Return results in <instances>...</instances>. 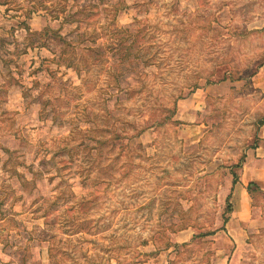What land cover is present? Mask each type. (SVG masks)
Here are the masks:
<instances>
[{
	"label": "rangeland",
	"instance_id": "1",
	"mask_svg": "<svg viewBox=\"0 0 264 264\" xmlns=\"http://www.w3.org/2000/svg\"><path fill=\"white\" fill-rule=\"evenodd\" d=\"M261 121L264 0H0V264H264Z\"/></svg>",
	"mask_w": 264,
	"mask_h": 264
},
{
	"label": "crops",
	"instance_id": "2",
	"mask_svg": "<svg viewBox=\"0 0 264 264\" xmlns=\"http://www.w3.org/2000/svg\"><path fill=\"white\" fill-rule=\"evenodd\" d=\"M259 137L264 142V123L259 126ZM264 144H259L256 148L250 149L247 153L246 161L243 165V175L241 173L240 180L238 182L241 187L240 193L235 197H249L246 185L248 182L264 180ZM235 190L238 189L235 184Z\"/></svg>",
	"mask_w": 264,
	"mask_h": 264
},
{
	"label": "trees",
	"instance_id": "3",
	"mask_svg": "<svg viewBox=\"0 0 264 264\" xmlns=\"http://www.w3.org/2000/svg\"><path fill=\"white\" fill-rule=\"evenodd\" d=\"M264 122L263 121H261V124H263ZM228 206H229V203H228ZM230 208V207H229Z\"/></svg>",
	"mask_w": 264,
	"mask_h": 264
}]
</instances>
